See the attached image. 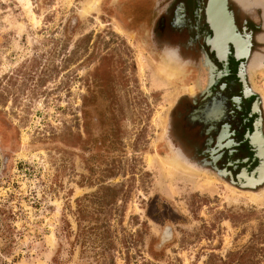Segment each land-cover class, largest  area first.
I'll list each match as a JSON object with an SVG mask.
<instances>
[{
    "label": "rangeland",
    "instance_id": "374dc122",
    "mask_svg": "<svg viewBox=\"0 0 264 264\" xmlns=\"http://www.w3.org/2000/svg\"><path fill=\"white\" fill-rule=\"evenodd\" d=\"M109 9L0 0V264H264V193L163 153L180 83Z\"/></svg>",
    "mask_w": 264,
    "mask_h": 264
},
{
    "label": "flooded vegetation",
    "instance_id": "af4514ba",
    "mask_svg": "<svg viewBox=\"0 0 264 264\" xmlns=\"http://www.w3.org/2000/svg\"><path fill=\"white\" fill-rule=\"evenodd\" d=\"M209 2L103 0L109 18L163 63L167 78L180 83L163 125V153L241 191L264 193V97L253 86L250 69L264 65L263 11L227 0L245 50L239 54L229 42L221 56ZM0 128V151L8 162L12 133L3 119ZM163 236L173 238L169 226Z\"/></svg>",
    "mask_w": 264,
    "mask_h": 264
},
{
    "label": "water",
    "instance_id": "95a60500",
    "mask_svg": "<svg viewBox=\"0 0 264 264\" xmlns=\"http://www.w3.org/2000/svg\"><path fill=\"white\" fill-rule=\"evenodd\" d=\"M238 2L246 8L245 3L242 0H238ZM253 2L254 3L251 6L263 9L264 11V0H253ZM208 13L215 34L214 41L218 37H222L221 39H225L224 47L227 48L229 42L235 43L241 39L228 10L227 0H210Z\"/></svg>",
    "mask_w": 264,
    "mask_h": 264
},
{
    "label": "bare ground",
    "instance_id": "6f19581e",
    "mask_svg": "<svg viewBox=\"0 0 264 264\" xmlns=\"http://www.w3.org/2000/svg\"><path fill=\"white\" fill-rule=\"evenodd\" d=\"M245 1V0H244ZM245 2H247V0L245 1ZM244 2V3H245ZM251 2V1H250ZM253 3L254 2H252L251 4H249L248 3V6H246V7H249V6H251V5H253ZM253 7V6H252ZM222 38V37H221ZM220 37H218L215 41H214V47L218 50V52H219V54L221 55V56H223L222 55V53H220V51H219V49H218V47L217 46H219V45H221V43L223 42V41H225V39L223 40V39H221ZM224 43V42H223ZM235 44H236V46L237 47H239V48H237V50H239L240 49V44H243V42L242 41H240V40H238V41H236L235 42ZM222 46V45H221ZM242 46V45H241ZM243 48L245 47V45L243 44V46H242ZM245 49V48H244ZM244 51V50H243ZM239 53V52H238ZM239 54H241V53H239Z\"/></svg>",
    "mask_w": 264,
    "mask_h": 264
},
{
    "label": "trees",
    "instance_id": "16d2710c",
    "mask_svg": "<svg viewBox=\"0 0 264 264\" xmlns=\"http://www.w3.org/2000/svg\"><path fill=\"white\" fill-rule=\"evenodd\" d=\"M241 261L238 262V264H260V262H256L255 259H240ZM222 262V261H221ZM223 264H228L223 262Z\"/></svg>",
    "mask_w": 264,
    "mask_h": 264
}]
</instances>
